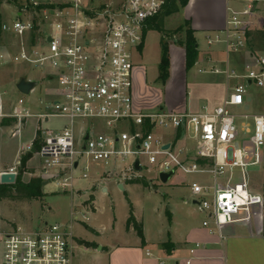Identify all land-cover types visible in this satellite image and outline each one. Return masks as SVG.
<instances>
[{
	"label": "built area",
	"instance_id": "2783aa9c",
	"mask_svg": "<svg viewBox=\"0 0 264 264\" xmlns=\"http://www.w3.org/2000/svg\"><path fill=\"white\" fill-rule=\"evenodd\" d=\"M170 1L31 0L16 20L2 23V38L13 35L17 42L14 53L0 46V68L28 64L41 70L42 80L56 83V88L45 90L51 99L27 104L19 98L10 104L0 82V127L6 126V120L14 122L12 136L18 137L28 119L41 123L35 138L20 154L35 149L43 167L62 177L58 180L62 188H73L74 171L81 159L85 161L84 179L89 177L92 163L112 161V169L121 170L125 180L131 181L130 171L139 176L134 163L141 156L158 165L160 173L181 170L208 175L211 182L193 183L190 189L201 209L209 213L215 232L221 233L229 225L250 222L254 210L263 205L262 197L251 189V170L262 160L264 114L236 113L235 109L250 101V88L264 90V55L251 53L241 71L230 62L223 69L214 65L203 71L244 81L231 88L224 102L213 110H137L133 50L143 45L148 21L162 14ZM236 1L244 7L229 9L223 38H208L210 47L224 44L227 54L247 48L253 27L250 16L258 2ZM39 106L44 110L34 112ZM50 119H65L67 124L49 130L44 125ZM97 119L111 132L95 133L92 126L76 133V122ZM156 128L173 130L172 141L155 135ZM38 136L41 142L37 149ZM188 140L195 144L187 147ZM167 144L169 149L164 148ZM204 226L210 223L206 221ZM71 239L72 234L60 224H46L34 232L18 227L2 237V264H74Z\"/></svg>",
	"mask_w": 264,
	"mask_h": 264
},
{
	"label": "rangeland",
	"instance_id": "374dc122",
	"mask_svg": "<svg viewBox=\"0 0 264 264\" xmlns=\"http://www.w3.org/2000/svg\"><path fill=\"white\" fill-rule=\"evenodd\" d=\"M21 3L24 4V8H28L31 5V0H21ZM229 6L231 8L237 6L238 10H242L244 7L242 4L234 1L229 2ZM18 12L19 8L16 4L10 0H3L0 5L1 22L9 23L16 20ZM250 18L256 20L251 31L256 33L260 30V11H255ZM185 23L184 11L181 10L179 13L165 19L163 30H158L154 26L147 27L142 51L133 50V61L135 64H144L146 66L150 84H153L159 76V65L162 59L163 47L166 44L168 45L169 54L173 57L174 64H177V61L183 54H185L186 59L185 48L178 46V43L183 41L184 35L177 31L181 27H184V29L190 28V25ZM2 36V33H0V46L14 53L16 50V37L6 35L4 39ZM210 36H212L210 38L213 40L217 37L223 38L224 32L217 35L212 33ZM198 42L203 51L225 48L224 44H215L210 48L208 46V39L204 35H199ZM254 47L258 54L264 48L259 41L255 42ZM222 55V60H225L226 55ZM199 68H201L200 65H197L188 72V86L197 83L199 80L204 82V79H208L213 75L211 73L203 74L198 72ZM221 68L223 69L224 67L222 66ZM43 76L44 74L41 70L25 63L10 64L9 66L0 68V82L8 92L10 104L19 98H23L27 104L29 101L37 103L39 99L47 100L53 98L50 94L45 93V90H54L56 83L50 84L48 81H43ZM23 77L37 80L38 84L35 93L24 95L16 91L15 86ZM238 84H244V81L239 79L229 80L230 88ZM249 91L251 99H254V101L263 98L260 89L252 87ZM43 110V106L33 108V111L36 113ZM66 122L67 120L65 119H50L44 127L53 130L62 127ZM13 123H11V126L0 127V177L3 173H10L13 169L24 183H29L31 179L40 177L43 180V195L39 199L4 200L0 198L1 257L3 254L2 237L5 233L11 232L18 227L34 232L44 228L46 224H60L65 228L66 232L72 234L73 263L99 264V261H106L108 258L106 252L101 250L102 247H111L124 242H134L137 239V233L134 228H128L127 225L131 214V206L135 208L138 218L147 221L154 230L159 229L161 223L167 225L164 215L167 210H170L172 205L166 199L167 195L175 201L188 200L189 203L186 209L189 210L188 212L193 216V219L198 221V207L193 204L195 197L191 192L190 186L193 183L205 184V182H211L210 176L188 174L177 170L169 183L164 184L160 180L158 165L150 164L147 157L141 156L142 172H138L139 176H137L136 173H131L130 171L128 176L132 178V181L144 178L150 187H145L142 183H130L127 189L122 191L116 184H112L109 186V191L104 193L100 186H97L100 180L98 178L106 181L124 182L126 184L131 181L125 180L124 172L121 170L112 169L114 167L112 161L107 163H92V170L88 173L89 177L84 179L85 161L81 159L80 166L74 171L73 188H62L58 183V180L62 177L55 174V172L47 171L37 156L33 155L29 158L25 166L22 164L24 155L20 154L21 149L35 138L37 128L39 125L41 126V123H38L34 118L28 119L23 124L22 135L18 137L12 136L15 126ZM92 126L93 129L91 131L95 133L107 134L111 132L106 127L105 122L97 119L85 123L76 122V133L79 134L82 127L90 129ZM153 132L155 135L163 137L166 142L172 140L174 136L173 130L156 128ZM179 142L177 144L180 146L181 143ZM194 144L193 140H188L186 143L187 147ZM97 172H100L101 176H97ZM44 183H47V185L44 186ZM87 218H89V221ZM83 241L98 245L97 250L84 254L82 250L84 246Z\"/></svg>",
	"mask_w": 264,
	"mask_h": 264
},
{
	"label": "crops",
	"instance_id": "0c3cea01",
	"mask_svg": "<svg viewBox=\"0 0 264 264\" xmlns=\"http://www.w3.org/2000/svg\"><path fill=\"white\" fill-rule=\"evenodd\" d=\"M231 1L237 2L236 0H190L182 9L186 22L190 23V27L195 31L199 49V58L195 66L201 67L198 72L208 74L203 72L208 70L207 67L214 65L224 67L228 62L231 63L232 68L241 71L243 65L249 61L251 52L247 48L241 52L227 54L225 48L203 51L198 42L199 35H204L208 39L212 37L210 36L212 33L217 35L225 30L229 9L239 11L237 6L233 8L229 6ZM254 6V12L260 11L259 29L262 31L264 30V0H258ZM251 21L254 27L256 20L251 19ZM143 47L144 43L137 51L141 52ZM263 53L260 52V55H264ZM222 54L226 55L225 60H222ZM170 59V78L166 84L160 81V72L153 84H150L146 66L135 64L133 61L134 103L137 110L152 112L164 109L178 113H199L205 108L213 110L228 97L231 88L229 80L224 75L213 74L212 77L204 79V82L199 80L188 86L189 71L186 70L185 54L179 58L177 64H174L171 55ZM176 68L179 70L177 71ZM35 89L31 93H35ZM260 92L263 98L257 101L250 99L244 107L235 109V112L264 114V90ZM98 179L100 180L97 186H100L104 193L109 191V186L112 184H116L119 189L122 186L124 189L122 191H125L132 183ZM46 185L47 183H44V186ZM251 189L262 197L263 205L254 210L255 214L250 222L229 225L221 233L215 232V225L209 213L201 209L196 199L193 204L198 207V221H195L186 209L188 200L175 201L167 195L166 199L172 203L170 210H167L164 215L167 225L161 223V227L155 230L147 221L140 220L135 213V208L132 207L136 221L143 226V238L137 234L134 242L102 247L101 250L106 252L108 258L106 261H99V264H264V148L260 165L251 170ZM206 221L210 223L209 227L204 226ZM83 243L84 254L97 250L98 245L84 241ZM165 243H170L168 249L162 247ZM2 259L3 254L2 257L0 256V264Z\"/></svg>",
	"mask_w": 264,
	"mask_h": 264
},
{
	"label": "trees",
	"instance_id": "16d2710c",
	"mask_svg": "<svg viewBox=\"0 0 264 264\" xmlns=\"http://www.w3.org/2000/svg\"><path fill=\"white\" fill-rule=\"evenodd\" d=\"M12 3L16 4L19 8V11H22L24 9V4L21 3V0H10ZM3 0H0V5L2 4ZM190 0H171L168 5L166 6L165 11L154 17L153 19H150L148 21V27L154 26V28L158 30H163L165 19L169 16L179 13L182 9H184ZM153 24V25H152ZM185 24L190 25L188 22ZM2 27L1 22V15H0V33ZM178 32H181L184 35L183 41H180L178 43V46H182L185 48L186 51V70L190 71L195 64L198 61L199 58V49H198V43L195 37V31L192 29V27L188 29H184V27H181ZM146 32V31H145ZM145 35V34H144ZM248 40H247V50L250 51L252 54H257L254 44L256 41H259L261 45L264 46V30L255 32H249L248 33ZM5 43V41H3ZM260 52H264L263 50H260ZM170 68H171V59L169 54L168 45L166 44L163 47V53H162V59L159 65V72L160 76L159 79L163 84H166L168 79L170 78ZM4 125H9L10 121L6 120L3 122ZM146 130H151L150 127H147ZM180 137V135H179ZM38 141L35 144V147L38 149L40 147V138L38 136ZM33 156V153L30 152L22 158V164L23 166L26 165L29 158ZM132 183H142L145 187H150L147 180L144 178H138L135 181H132ZM42 187H43V180L41 178H34L31 179L29 183H24L21 179V177L18 175L15 184L11 185H0V198L1 199H9V200H24V199H39L42 197ZM128 228L133 227L137 234L143 238V226L141 223H138L133 215V210L131 206V214L127 222ZM170 243L162 244V247L165 249H168Z\"/></svg>",
	"mask_w": 264,
	"mask_h": 264
},
{
	"label": "water",
	"instance_id": "95a60500",
	"mask_svg": "<svg viewBox=\"0 0 264 264\" xmlns=\"http://www.w3.org/2000/svg\"><path fill=\"white\" fill-rule=\"evenodd\" d=\"M38 82L32 79H27L26 77L21 78L17 84L16 87L18 89V91L24 95H29L36 87H37ZM85 140H88V136L85 138ZM165 149H169L170 148V144H167L165 147ZM36 150L33 149L32 153H35ZM78 164H76L77 166ZM134 169L136 170V172H142L143 167L140 166V161L137 160L134 163ZM175 175V171L172 170L170 172H161L160 173V180L162 183L166 184L170 181V179ZM17 179V174L16 173H3L0 177V183L2 185H11V184H15ZM121 190H124L122 186H120Z\"/></svg>",
	"mask_w": 264,
	"mask_h": 264
}]
</instances>
